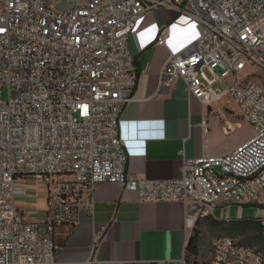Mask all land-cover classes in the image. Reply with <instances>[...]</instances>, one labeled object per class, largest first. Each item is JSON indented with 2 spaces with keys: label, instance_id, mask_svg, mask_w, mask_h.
I'll use <instances>...</instances> for the list:
<instances>
[{
  "label": "built area",
  "instance_id": "1",
  "mask_svg": "<svg viewBox=\"0 0 264 264\" xmlns=\"http://www.w3.org/2000/svg\"><path fill=\"white\" fill-rule=\"evenodd\" d=\"M157 11L201 27L161 67L157 94L181 79L208 105L230 98L254 129L229 155L183 158L181 178L167 181L129 174L120 136L138 76L128 42ZM165 42L162 31L155 45ZM249 68L264 73V0H0V264H54L58 228L92 214L102 184L139 202L182 203L190 230L231 206L255 210L264 227V93L241 76ZM26 176L47 187L42 220L16 207L26 194L16 181ZM206 264H264V256L215 235Z\"/></svg>",
  "mask_w": 264,
  "mask_h": 264
},
{
  "label": "crops",
  "instance_id": "2",
  "mask_svg": "<svg viewBox=\"0 0 264 264\" xmlns=\"http://www.w3.org/2000/svg\"><path fill=\"white\" fill-rule=\"evenodd\" d=\"M162 31L166 42L157 46ZM200 32L201 27L186 17L157 11L142 17L129 39L138 76L132 100L120 117V136L128 155L127 172L139 179H179L183 158L222 157L245 143L231 139L240 126V115L230 98L208 105L189 95L181 79L169 91L157 94L161 67ZM226 84L215 83L213 88L224 89ZM16 189L26 191L15 199L25 219H44L46 185L33 176L18 177ZM249 210L217 208L212 218L254 217L256 212L252 216ZM185 217L182 203L139 202L135 193L120 185H99L93 194V213L83 211L74 227L58 228L60 246L54 264H187L192 230L186 227Z\"/></svg>",
  "mask_w": 264,
  "mask_h": 264
},
{
  "label": "trees",
  "instance_id": "3",
  "mask_svg": "<svg viewBox=\"0 0 264 264\" xmlns=\"http://www.w3.org/2000/svg\"><path fill=\"white\" fill-rule=\"evenodd\" d=\"M203 221L212 230H225L234 236H241L243 239L238 242L239 245L253 248L256 252L262 253L264 256V227L258 220L252 217H246L238 220L220 221L208 217L204 218ZM199 253V235L194 232L186 248V261L191 259V264H201L197 260Z\"/></svg>",
  "mask_w": 264,
  "mask_h": 264
},
{
  "label": "rangeland",
  "instance_id": "4",
  "mask_svg": "<svg viewBox=\"0 0 264 264\" xmlns=\"http://www.w3.org/2000/svg\"><path fill=\"white\" fill-rule=\"evenodd\" d=\"M216 73H219L216 71ZM241 76H244V79L247 78V81H250L257 85L262 92L264 93V73H262L260 70L256 68H249L245 72L241 74ZM249 76V77H248ZM1 97L2 100L6 98V90L3 88L1 91ZM240 126L236 128V132L233 134L231 139H239L241 143L247 142L249 139H251L254 136V129L252 125H250L246 120L243 118H239ZM246 209H250L249 212L252 216L255 215V210H252L249 207H246ZM230 213L236 214V209L230 208L228 210ZM257 214V212H256ZM196 228V229H195ZM195 228L192 230L191 235L196 232L199 235L200 240V253L198 257V262L201 264H206L209 256H210V239L211 237L215 235H226L229 237H232L237 242L242 241L241 236H234L232 233H228L225 230H212L208 227L206 223H204L203 219L198 221ZM192 260H187V264H191Z\"/></svg>",
  "mask_w": 264,
  "mask_h": 264
}]
</instances>
